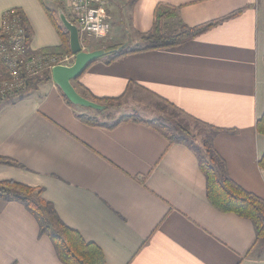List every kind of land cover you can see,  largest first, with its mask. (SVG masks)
Segmentation results:
<instances>
[{"label":"crops","instance_id":"obj_1","mask_svg":"<svg viewBox=\"0 0 264 264\" xmlns=\"http://www.w3.org/2000/svg\"><path fill=\"white\" fill-rule=\"evenodd\" d=\"M159 3L178 7L168 20L174 26L216 23L178 46L96 61L76 89L169 102L217 128L214 146L230 176L264 200V135L256 128L264 114V0H108L109 36L90 38L86 50L142 48ZM11 8L31 28V52L58 51L60 34L40 0H0V27ZM78 111L53 80L1 102L0 180L43 188L107 264H264L252 220L210 202L196 151L147 122L92 126ZM37 221L23 202L0 198V264H65Z\"/></svg>","mask_w":264,"mask_h":264},{"label":"trees","instance_id":"obj_2","mask_svg":"<svg viewBox=\"0 0 264 264\" xmlns=\"http://www.w3.org/2000/svg\"><path fill=\"white\" fill-rule=\"evenodd\" d=\"M40 1L44 4L43 0ZM136 1L131 0L132 3ZM45 9L60 34L61 45L56 50L73 54L70 48L69 31L55 16V10L46 5ZM177 14V6L159 3L154 11V22L151 30L141 35L142 48L132 47L128 43L106 47L109 52L96 61L104 60L110 63L139 50L178 46L216 23L214 21L202 24V26H189L179 21L174 26L168 20L176 18ZM23 18L26 22L27 38L29 39L31 38V28L25 20V16ZM96 61L89 63L88 66ZM78 78L73 81L75 86L78 83ZM51 80H53L52 75L46 72L41 76L30 78L27 89L32 90L39 83ZM82 95L106 105V108L101 111L85 108L73 104L65 95L68 103L79 108L78 117L80 120L88 125L113 128L127 121H144L163 134L171 143H184L196 151L200 161L199 165L206 175L207 194L210 202L222 211L234 212L251 219L255 225L257 240L264 242V200L244 189L230 176L228 166L225 164L226 161L214 146V135L217 128L205 124L169 102L159 104L157 107L158 115L151 119L145 120L135 115H123L117 120H113L111 119L114 117L113 113L121 109V97L98 98L85 91L82 92ZM192 123L202 125L196 129L198 133L193 128ZM256 128L259 133L264 135V114L258 119ZM198 135H202L201 139L198 138ZM4 161L21 166L17 161L9 159ZM259 164L264 169V155ZM0 198L21 201L36 215L40 232L47 234L52 239L59 258L65 264H107L99 245L87 241L79 231L72 229L63 221L54 204L44 198L43 188L32 187L13 179L0 180Z\"/></svg>","mask_w":264,"mask_h":264},{"label":"built area","instance_id":"obj_3","mask_svg":"<svg viewBox=\"0 0 264 264\" xmlns=\"http://www.w3.org/2000/svg\"><path fill=\"white\" fill-rule=\"evenodd\" d=\"M70 15L80 32L83 49L88 48L90 38H107L110 33L108 0H64ZM26 22L19 8H11L3 14L0 27V62L6 74L0 78V103L27 89L30 78L41 76L56 65H71L75 54L30 51Z\"/></svg>","mask_w":264,"mask_h":264},{"label":"water","instance_id":"obj_4","mask_svg":"<svg viewBox=\"0 0 264 264\" xmlns=\"http://www.w3.org/2000/svg\"><path fill=\"white\" fill-rule=\"evenodd\" d=\"M59 18L70 33V48L72 53L75 54V59L71 65L54 66L52 79L73 104L99 111L104 110L106 108L105 104L81 95L73 81L82 75L89 63L104 57L109 51L104 47L93 50L83 49L77 25L70 20L62 9L59 10Z\"/></svg>","mask_w":264,"mask_h":264},{"label":"rangeland","instance_id":"obj_5","mask_svg":"<svg viewBox=\"0 0 264 264\" xmlns=\"http://www.w3.org/2000/svg\"><path fill=\"white\" fill-rule=\"evenodd\" d=\"M46 1H47L48 5L51 7V9L53 8L52 10H55V12H57V18L58 19H59V9H62V10L67 12V9H66L67 7L65 6V4L62 0L59 2H58V0H56L57 1L56 4H54L52 0H46ZM42 6L44 8V12L47 13V11L45 9V5L43 3H42ZM47 15L49 16L48 13H47ZM57 53L65 54L66 52L57 51ZM121 102H122V105H120L121 106L120 111L114 112L113 113L114 117L111 119L117 120L119 117H121L123 115H135V116H137L141 119L143 118L145 120L151 119V118L158 115L157 107L163 101L153 99V101L149 102V103H138V102H134L131 100H128V101L127 100H124V101L121 100ZM192 126L195 129V131L198 133V130H196V129L200 128L202 125H197V124L192 123ZM201 137H202V135H198L199 139H201ZM260 242L262 243V241H260Z\"/></svg>","mask_w":264,"mask_h":264}]
</instances>
